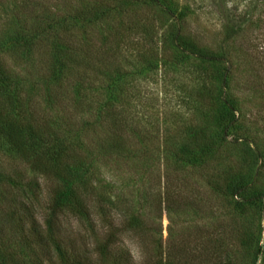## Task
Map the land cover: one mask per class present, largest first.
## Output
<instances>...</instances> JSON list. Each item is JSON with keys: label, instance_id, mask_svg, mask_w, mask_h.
Masks as SVG:
<instances>
[{"label": "rangeland", "instance_id": "374dc122", "mask_svg": "<svg viewBox=\"0 0 264 264\" xmlns=\"http://www.w3.org/2000/svg\"><path fill=\"white\" fill-rule=\"evenodd\" d=\"M4 1L0 51L12 71L11 92L31 91L44 103L55 85L52 105L66 139L82 144L87 162L110 182L105 194L132 198L138 184L158 192L170 181L195 202L163 213V239L167 227L178 233L198 224L236 227L253 235L250 245L264 243V0H34L88 44L77 54L86 67L71 88L45 75V47L14 45L13 3L22 0ZM95 5L97 20L81 24ZM123 131L130 140L113 143L112 133ZM13 168L30 176L0 137V171ZM235 186L259 204L235 206ZM64 227L77 225L66 219ZM123 241L138 256L133 240ZM240 257L249 264L250 252Z\"/></svg>", "mask_w": 264, "mask_h": 264}, {"label": "trees", "instance_id": "16d2710c", "mask_svg": "<svg viewBox=\"0 0 264 264\" xmlns=\"http://www.w3.org/2000/svg\"><path fill=\"white\" fill-rule=\"evenodd\" d=\"M33 1L13 3V17H19L14 45L25 51L45 47V75L71 88L86 67L79 65L77 55L86 43L72 37L49 10L40 12ZM4 5L0 0V8ZM97 10L93 6L80 23L87 18L95 22ZM84 38L90 42V37ZM210 58L216 62L221 56ZM11 74L0 51V137L30 170V176L15 168L0 171V264H243V249L250 252L249 264H256L264 243L256 240L250 245L253 235L236 227L226 232L188 224L178 233L167 227V239H163V213L187 210L194 205L193 195L184 197L182 189L165 181L161 191L138 184L132 198L115 194L112 199L105 194L110 182L102 180L87 162L82 144L67 141L64 124L52 105L57 97L55 85L43 103L31 91L15 96ZM123 132L112 133L111 141L126 144L131 136ZM230 194L235 206L259 204L254 195H244L241 187H233ZM66 219L77 228L64 227ZM123 237L137 245L138 256L124 245Z\"/></svg>", "mask_w": 264, "mask_h": 264}]
</instances>
